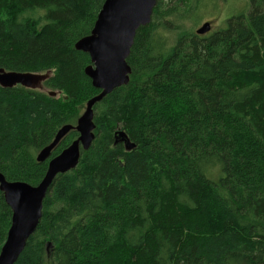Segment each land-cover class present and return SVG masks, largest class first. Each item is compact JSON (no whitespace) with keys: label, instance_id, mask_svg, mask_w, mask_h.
<instances>
[{"label":"trees","instance_id":"trees-1","mask_svg":"<svg viewBox=\"0 0 264 264\" xmlns=\"http://www.w3.org/2000/svg\"><path fill=\"white\" fill-rule=\"evenodd\" d=\"M103 1L0 0V68L49 71L56 92L0 86L6 180L36 185L48 162L36 153L99 93L74 43ZM197 4L156 0L128 82L93 105L92 143L54 177L13 264H264V0L205 34L186 25ZM10 218L0 191V248Z\"/></svg>","mask_w":264,"mask_h":264},{"label":"water","instance_id":"water-1","mask_svg":"<svg viewBox=\"0 0 264 264\" xmlns=\"http://www.w3.org/2000/svg\"><path fill=\"white\" fill-rule=\"evenodd\" d=\"M155 0H105L98 12L94 27L89 34L75 43V48L87 52L91 64L85 67V73L92 79V84L102 91L86 102L83 114L76 124L62 126L53 142L44 147L37 155V160H44L65 133L74 127L77 138L58 156L48 162L44 177L30 185L19 181H7L0 174V189L4 191L7 204L12 211L11 225L0 250V264H13L25 246L26 239L34 231L41 216L42 200L48 187L58 173L73 168L79 159L80 147L86 150L94 139L92 106L114 87L126 83L130 66L126 62L135 33L140 25L149 22ZM209 31L208 23L196 30L197 34ZM47 74L13 73L0 68V84L12 86L21 83L27 87H39ZM126 149L131 145L123 132Z\"/></svg>","mask_w":264,"mask_h":264},{"label":"rangeland","instance_id":"rangeland-1","mask_svg":"<svg viewBox=\"0 0 264 264\" xmlns=\"http://www.w3.org/2000/svg\"><path fill=\"white\" fill-rule=\"evenodd\" d=\"M249 2L250 0H199V4L193 6L196 9L194 15L190 17V19L194 17V20L188 21L186 25L189 30L194 31L196 27L201 26L203 21L210 20L213 23L212 27L214 30L224 28L226 26V19L231 15L247 10ZM40 90L49 91L50 89L42 84V89ZM57 95L59 96V93H57ZM84 106L85 102L80 110V114L82 113Z\"/></svg>","mask_w":264,"mask_h":264},{"label":"bare ground","instance_id":"bare-ground-1","mask_svg":"<svg viewBox=\"0 0 264 264\" xmlns=\"http://www.w3.org/2000/svg\"><path fill=\"white\" fill-rule=\"evenodd\" d=\"M104 1H105V0H104ZM104 1H103V3H104ZM155 2H156V0H155ZM103 3H102V5H103ZM102 5H101V7H102ZM154 5H155V4H154ZM100 9H101V8H100ZM98 12H99V11H98ZM238 13H239V12H238ZM236 14H237V13H236ZM97 15H98V13H97ZM97 15H96L95 21H96V19H97ZM150 17H151V16H150ZM95 21H94V23H93L92 28L94 27ZM149 21H150V20H149ZM204 23H208V22H203V23H201V26H202ZM208 25H209V30H211V28H213L212 25H210L209 23H208ZM140 26H143V25H140ZM140 26H139V27H140ZM201 26H200V27H201ZM200 27L198 26L197 29L200 28ZM197 29H196V30H197ZM196 30H195V31H196ZM206 33H207V32H206ZM204 34H205V33H204ZM79 39H80V38H79ZM77 41H78V40H77ZM77 41H76V42H77ZM76 42H75V43H76ZM75 43H74V47H75ZM75 49H76V48H75ZM77 50H79V49H77ZM80 51H82V50H80ZM83 52H84V51H83ZM85 53H87V52H85ZM87 54H88V53H87ZM88 55H89V54H88ZM89 58H90V56H89ZM90 64H91V62H90ZM88 65H89V64H88ZM84 70H85V68H84ZM7 72H9V71H7ZM11 72H13V73H28V72H22V71H11ZM130 72H131V70H130ZM130 72L128 73V80H129V74H130ZM29 73H35V72H29ZM84 73H85V71H84ZM36 74H47V77L44 79V80H46V79L49 77L50 72L47 71V72H45V73H36ZM85 75H86V73H85ZM86 76L90 79V81H91V85H92L94 88L100 90V91H99V93H100V92L102 91V89L96 87L95 85H93V84H92V79H91L88 75H86ZM44 80H42V81L40 82V86H39V87H34V88L24 86V85H22L21 83H15V84H13L12 86H3V85L0 84V86H1V87H13V86H15V85H20V86H23V87L28 88V89H36V90H40V89H42V83H43ZM128 80H127V82H128ZM127 82H126V83H127ZM126 83H123V84H121V85H125ZM121 85H118V86H121ZM118 86H116V87H118ZM116 87H114V88H116ZM111 90H112V89H111ZM111 90H110V91H111ZM110 91H109V92H110ZM99 93H98V94H99ZM107 93H108V92H107ZM48 94H49L50 96H55V95H56V92H55V91H49ZM98 94H96V95L90 97L87 101H89V100L92 99L93 97L97 96ZM101 99H102V98H101ZM87 101H86V102H87ZM99 101H100V100H99ZM85 105H86V103H85ZM92 109H93V106H92ZM84 110H85V106H84V109H83L82 113L78 116V118L83 114ZM78 118H77V119H78ZM65 125H67V124H65ZM69 125H70V124H69ZM63 126H64V125H63ZM71 126H72V125H71ZM61 127H62V126H61ZM61 127H60V128H61ZM60 128H59V129H60ZM59 129H58V130H59ZM71 129H74V127H72ZM71 129H69V130H71ZM58 130H57V131H58ZM69 130H68V131H69ZM68 131H67V132H68ZM67 132H66V133H67ZM120 132H123V131L118 130V131L116 132V134H115V137L118 138L119 141H122V142H123L122 137L119 135ZM56 133H57V132H56ZM66 133H65V134H66ZM123 133H124V132H123ZM124 134H125V133H124ZM55 135H56V134H55ZM55 135H54V137H55ZM54 137H53V139H54ZM76 138H77V137H76ZM76 138H75V139H76ZM53 139H52V141H51L48 145H50V144L53 142ZM75 139H74V140H75ZM74 140H73V141H74ZM59 141H60V140H59ZM59 141H58V142H59ZM73 141H72V142H73ZM92 141H93V140H92ZM116 141H118V140H116ZM128 141H129V140H128ZM58 142H57V143H58ZM72 142H71V143H72ZM57 143H56V144H57ZM71 143H70V144H71ZM91 143H92V142H91ZM129 143H130L131 147H130V149H126V147L124 146L126 150H131L132 148L135 147V144H134V143H132V142H130V141H129ZM56 144H54L53 147H54ZM70 144H69V145H70ZM48 145H46V146H48ZM69 145H68V146H69ZM46 146H45V147H46ZM68 146H67V147H68ZM53 147H52V148H53ZM67 147H66V148H67ZM43 148H44V147H43ZM43 148H42V149H43ZM42 149H41V150H42ZM64 149H65V148H64ZM64 149H63V150H64ZM41 150H40V151H41ZM51 150H52V149H51ZM51 150H50V151H51ZM63 150H62V151H63ZM80 150H84V149H82V147H80ZM40 151H39V152H40ZM62 151H61V152H62ZM39 152H38V153H39ZM61 152H60V153H61ZM38 153L36 154L35 159H36V161L40 162L39 160H37V155H38ZM60 153H59V154H60ZM49 154H50V153H49ZM59 154H58V155H59ZM58 155H56V156H58ZM48 156H49V155H48ZM48 156H47L46 158H48ZM56 156H54V157H56ZM79 156H80V154H79ZM54 157L50 158V159L48 160V162H49L51 159H53ZM46 158H45V159H46ZM45 159H44V160H45ZM44 160H42V161H44ZM75 166H76V165H75ZM75 166H74V167H75ZM74 167H73V168H74ZM47 168H48V163H47ZM47 168H46V171H47ZM46 171H45V173H46ZM45 173H44V175H45ZM0 174H1V173H0ZM44 175H43V177H44ZM3 177H4V176H3ZM43 177H42V178H43ZM5 180H6V179H5ZM7 181H8V180H7ZM19 182H21V181H19ZM24 183H25V182H24ZM32 186H33V185H32ZM0 191L3 193L4 201H5V203L7 204L6 199H5L4 191L1 190V189H0ZM7 206L10 208V206H9L8 204H7ZM10 210H11V208H10ZM11 218H12V211H11ZM11 218H10V225H11ZM10 225H9V227H8V229H7V232H8V230H9V228H10ZM34 230H35V229H34ZM7 232H6V237H7ZM32 233H33V232H32ZM30 235H31V234H30ZM30 235H29V236H30ZM29 236H28V237H29ZM6 237H5V240H6ZM5 240H4V242H5ZM3 244H4V243H3ZM3 244H2V245H3ZM1 248H2V246H1ZM1 248H0V250H1Z\"/></svg>","mask_w":264,"mask_h":264},{"label":"clouds","instance_id":"clouds-1","mask_svg":"<svg viewBox=\"0 0 264 264\" xmlns=\"http://www.w3.org/2000/svg\"><path fill=\"white\" fill-rule=\"evenodd\" d=\"M175 103H179V102L177 101V102H175Z\"/></svg>","mask_w":264,"mask_h":264},{"label":"flooded vegetation","instance_id":"flooded-vegetation-1","mask_svg":"<svg viewBox=\"0 0 264 264\" xmlns=\"http://www.w3.org/2000/svg\"><path fill=\"white\" fill-rule=\"evenodd\" d=\"M212 25V24H211ZM213 26V25H212Z\"/></svg>","mask_w":264,"mask_h":264}]
</instances>
